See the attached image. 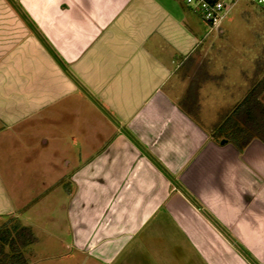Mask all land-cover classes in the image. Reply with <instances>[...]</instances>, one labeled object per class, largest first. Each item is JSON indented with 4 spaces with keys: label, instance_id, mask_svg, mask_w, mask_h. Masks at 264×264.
Wrapping results in <instances>:
<instances>
[{
    "label": "crops",
    "instance_id": "obj_1",
    "mask_svg": "<svg viewBox=\"0 0 264 264\" xmlns=\"http://www.w3.org/2000/svg\"><path fill=\"white\" fill-rule=\"evenodd\" d=\"M13 1L0 0V226L29 227L33 257L38 226L62 223L47 235L75 264H264V142L211 137L199 17L176 0Z\"/></svg>",
    "mask_w": 264,
    "mask_h": 264
},
{
    "label": "rangeland",
    "instance_id": "obj_2",
    "mask_svg": "<svg viewBox=\"0 0 264 264\" xmlns=\"http://www.w3.org/2000/svg\"><path fill=\"white\" fill-rule=\"evenodd\" d=\"M182 4L185 5L184 1ZM192 18L201 22L194 15ZM199 27L209 44L204 57L209 63L207 71L214 76L205 86L209 96H203L200 115L207 122H217L226 99H229L228 106L233 108L244 99L254 83L264 77V10L243 0L221 25L223 33L218 28L211 30L203 22ZM207 59L200 60V64H206ZM55 224L46 220L38 226L37 231L43 240L35 248L38 254L32 257L30 264H75L72 259L63 260L56 256L69 251L55 237L47 235L48 230L50 235L62 236L63 224Z\"/></svg>",
    "mask_w": 264,
    "mask_h": 264
},
{
    "label": "trees",
    "instance_id": "obj_3",
    "mask_svg": "<svg viewBox=\"0 0 264 264\" xmlns=\"http://www.w3.org/2000/svg\"><path fill=\"white\" fill-rule=\"evenodd\" d=\"M8 1L12 4L14 2ZM56 59L60 61L59 58ZM198 83L192 82L183 102L190 107V113L196 111ZM211 137L217 142H230L241 150L254 139L264 142V77L254 83L246 97L232 110L220 115L212 128ZM134 142L138 144L137 141ZM159 167L165 172L160 165ZM37 242L38 239L29 227L23 226L18 218H10L0 226V264H30V248Z\"/></svg>",
    "mask_w": 264,
    "mask_h": 264
},
{
    "label": "built area",
    "instance_id": "obj_4",
    "mask_svg": "<svg viewBox=\"0 0 264 264\" xmlns=\"http://www.w3.org/2000/svg\"><path fill=\"white\" fill-rule=\"evenodd\" d=\"M243 0H184L185 6L211 30L218 28L233 13ZM250 4L264 10V0H247Z\"/></svg>",
    "mask_w": 264,
    "mask_h": 264
}]
</instances>
